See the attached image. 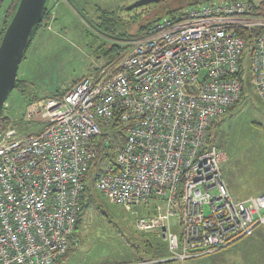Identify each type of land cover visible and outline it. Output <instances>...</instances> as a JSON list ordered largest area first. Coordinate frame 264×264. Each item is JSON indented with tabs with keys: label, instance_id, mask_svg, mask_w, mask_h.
<instances>
[{
	"label": "built area",
	"instance_id": "1",
	"mask_svg": "<svg viewBox=\"0 0 264 264\" xmlns=\"http://www.w3.org/2000/svg\"><path fill=\"white\" fill-rule=\"evenodd\" d=\"M250 7L213 0L164 19L114 70L99 67L62 97L30 104L22 129L0 130V264H57L71 250L103 126L122 129L124 142L96 187L129 211L153 209L136 228L167 242V260L215 252L264 225V194L236 199L222 170L228 156L209 142L242 97V60L264 102V15Z\"/></svg>",
	"mask_w": 264,
	"mask_h": 264
},
{
	"label": "rangeland",
	"instance_id": "2",
	"mask_svg": "<svg viewBox=\"0 0 264 264\" xmlns=\"http://www.w3.org/2000/svg\"><path fill=\"white\" fill-rule=\"evenodd\" d=\"M10 1L4 0L0 8V30ZM136 1L77 0L80 4L78 9L69 0H51L53 16L48 23L43 24L19 68V76L27 80L28 95L36 94L44 98L55 96L89 71L103 66L107 61L104 52L113 43L122 46L127 44L128 40L106 35L91 23L90 20L107 16L103 9L117 10V32L132 34L137 32L139 25L149 16L148 12L163 9L165 13L169 8L181 7L189 2L163 0L157 6L128 9ZM85 13L87 17L83 16ZM246 59L249 62V56ZM244 79L247 88L251 87L250 71ZM251 89L210 130L212 142L228 156L223 164V175L236 199L255 196L264 189V102L253 87ZM26 101V97L14 89L7 101L10 103L9 112L20 117L30 105L26 106ZM17 127L22 129V123ZM102 129L108 130L110 137L116 136L113 139L116 144H123L124 137L119 136L122 134L120 128L103 126ZM95 190L98 204H89L83 213L80 226L75 230L78 243L57 264L136 261L138 256H147V236L156 255L153 260L146 259L150 262L148 264H264L262 224L256 227L254 235L242 237L215 252L185 261L167 260L168 246L164 239L152 232H145L143 236L136 230V219L147 215L152 208L142 205L135 208L136 212H132L108 201L97 188Z\"/></svg>",
	"mask_w": 264,
	"mask_h": 264
},
{
	"label": "trees",
	"instance_id": "3",
	"mask_svg": "<svg viewBox=\"0 0 264 264\" xmlns=\"http://www.w3.org/2000/svg\"><path fill=\"white\" fill-rule=\"evenodd\" d=\"M50 1L51 0H47L46 6H45V9L43 12L42 22L39 23L34 28V30L32 32V35L30 37V42H29L28 48L25 52L24 58H26V55L29 52V48L32 45L33 41L36 39L40 29L43 27V24L48 23L49 20L53 16L52 15V5H51ZM69 1L75 8L79 9V7H78V6H80L79 2L75 3V2H73V0H69ZM207 1H212V0H189L188 4L181 6V7L169 8L166 10L165 13L163 12V9L159 10L158 12H155V11L148 12L149 16L146 17L144 19V21L139 25L137 32L132 33V34L117 32L118 22H119V20H117V18H116L117 17V10L107 11V10L103 9L104 14H106L107 16L98 17L95 20H90L91 23L96 27V29L105 33L106 35L116 36L118 40H122V39L128 40L127 44L123 45V46L118 44V43H113L108 48V50L104 52L105 59L107 61L103 66L109 67L110 69L114 70L116 68L117 64L119 63V61L121 60L122 56L124 55V53L129 50V48L131 46V42L133 40L149 35L152 32L153 27L157 23L163 21L164 19L168 18L171 20H176V19L185 18L186 17V11L188 9H190L192 7H198ZM232 1H238V0H232ZM248 1L250 2V5H251L250 10L247 12L248 14L264 15V0H262V1L248 0ZM3 2H4V0H0V8L3 5ZM18 2H19V0H11L8 4L7 8L5 9L4 17H3V24H2L3 26L0 30V42H1V39L3 37V34L6 30L9 22L11 21L13 15L15 13ZM161 2H163V0L160 2H154V3H149L146 5H143V7L146 8V7H149L152 5L157 6ZM80 9L82 10V8H80ZM84 15H86V13L83 14V16ZM86 17H87V15H86ZM94 21H95V23H94ZM258 32H259L258 29H254L253 31H251V33H246V38L248 39L247 50H249L250 47L253 45L254 40H255L256 36L258 35ZM98 70H99V67H96L93 70L89 71L87 74L96 72ZM247 72H248V64H246L244 62V60H242V71H241V73H239V75H240L241 80L243 82V85H242V87H243L242 91L243 92H242V97H241L240 101L245 98L247 91H249V90L251 91L252 90L251 87H253L251 80H250L251 87L247 88V85H246V82L244 79V77L247 76ZM80 79L75 80L71 86H69V87H67L61 91H58L55 94V96H53V97H62ZM27 86H28L27 80L18 76L17 85H16L15 89H18L20 91L21 95L26 97V99H27L26 106L44 98V97L38 96L36 94L28 95ZM7 101H8V99H7ZM238 103H237V105H238ZM7 105L3 106V108L0 110V130L6 129V128L11 127V126H18L20 123H23L25 112L20 117L13 116L9 112L10 103H7ZM237 105H235L234 107H236ZM116 121H117V117H114V122L116 123ZM217 121H215L211 125L210 130ZM121 131H122V129H121ZM108 136H109V134L102 133L101 135L95 137V139L93 140V142L96 143V146L98 149V155L92 161L91 166H90V168L86 174V179H85L86 180V190H85V193L83 195V199L81 201L80 215H79V219L77 222L76 230L80 226V222L82 220L83 213L86 211L88 205L94 204V203L98 204L97 203L98 196L96 195V190H95V188H97L96 187V179L98 178V176H99L100 172L102 171V169L104 168V166L114 163L115 156H116L117 151L120 147L119 144H116L114 142V140H112L110 143H106ZM119 136L124 137L123 131H122V134ZM209 142L211 144H214L212 142L211 135L209 136ZM152 212L153 211L151 210L148 214H150ZM136 230L141 232V234L143 236H145L144 231H140L137 228H136ZM74 236H75V232H74ZM145 240L147 242V247H148V251L146 252L147 256H138L135 258V260H146V259L153 260L154 258H156V255L153 252V247L151 245V241L149 239V236H147V238H145ZM77 243H78V240L75 241L74 245H76ZM74 245H73V247H74ZM73 247L71 248L70 251L67 252V254L65 256H67L74 249ZM126 261H130V260H117V261H113V262H106V263H100V264H116V263L126 262Z\"/></svg>",
	"mask_w": 264,
	"mask_h": 264
},
{
	"label": "water",
	"instance_id": "4",
	"mask_svg": "<svg viewBox=\"0 0 264 264\" xmlns=\"http://www.w3.org/2000/svg\"><path fill=\"white\" fill-rule=\"evenodd\" d=\"M162 0H137L128 9ZM47 0H19L0 42V110L16 88L20 64L34 28L42 22Z\"/></svg>",
	"mask_w": 264,
	"mask_h": 264
},
{
	"label": "crops",
	"instance_id": "5",
	"mask_svg": "<svg viewBox=\"0 0 264 264\" xmlns=\"http://www.w3.org/2000/svg\"><path fill=\"white\" fill-rule=\"evenodd\" d=\"M76 1H77V0H76ZM76 1L74 0L75 3H77ZM65 5L71 7V5H67V4H65ZM263 169H264V167H263ZM222 170H223V166H222ZM259 170L262 171L261 168H259ZM225 181H226V180H225ZM261 194H264V189L261 190V191H259V192L257 193V195H261ZM254 234H255V231H254V233H253L252 235H254Z\"/></svg>",
	"mask_w": 264,
	"mask_h": 264
},
{
	"label": "bare ground",
	"instance_id": "6",
	"mask_svg": "<svg viewBox=\"0 0 264 264\" xmlns=\"http://www.w3.org/2000/svg\"><path fill=\"white\" fill-rule=\"evenodd\" d=\"M86 179V178H85ZM220 250V249H219Z\"/></svg>",
	"mask_w": 264,
	"mask_h": 264
}]
</instances>
